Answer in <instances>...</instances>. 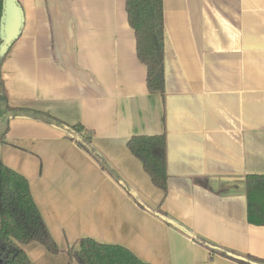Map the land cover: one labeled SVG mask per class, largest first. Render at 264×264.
Returning <instances> with one entry per match:
<instances>
[{
	"label": "crops",
	"instance_id": "obj_1",
	"mask_svg": "<svg viewBox=\"0 0 264 264\" xmlns=\"http://www.w3.org/2000/svg\"><path fill=\"white\" fill-rule=\"evenodd\" d=\"M18 2L23 33L0 63L9 105L83 128L131 193L67 130L12 119L0 162L28 180L60 250L23 246L31 263L78 264L68 250L92 239L146 264H241L161 213L264 260V226L248 221L246 185L264 176V0H163L164 95L147 89L126 0ZM155 135L166 137V194L128 148L135 136Z\"/></svg>",
	"mask_w": 264,
	"mask_h": 264
},
{
	"label": "trees",
	"instance_id": "obj_2",
	"mask_svg": "<svg viewBox=\"0 0 264 264\" xmlns=\"http://www.w3.org/2000/svg\"><path fill=\"white\" fill-rule=\"evenodd\" d=\"M125 8L129 24L135 33L138 59L147 68V89L151 93L164 95L166 77L163 0H126ZM2 9L3 0H0V19ZM17 117H32L67 130L77 144L104 171L121 183L119 176L97 153L91 138L81 134L83 128L68 126L47 113L12 108L0 79V143L5 140L9 132L11 120ZM128 148L142 162L153 184L166 194L169 179L166 137L164 135L135 136L128 142ZM246 185L249 202L248 221L255 226H264V176H248ZM121 186L130 193L127 186L123 183ZM136 201L140 204L137 199ZM161 215L167 222H172L165 218L166 215L162 213ZM0 222V264H32L23 249V246L31 243L41 244L54 255L60 252L37 208L28 180L1 162ZM172 225L211 252L241 264H264V260L256 257L240 256L230 250L217 247L194 236L178 223L172 222ZM68 255L71 262L76 261L78 264H146L123 247L100 244L92 239H82L79 242V250L71 248L68 250Z\"/></svg>",
	"mask_w": 264,
	"mask_h": 264
},
{
	"label": "water",
	"instance_id": "obj_3",
	"mask_svg": "<svg viewBox=\"0 0 264 264\" xmlns=\"http://www.w3.org/2000/svg\"><path fill=\"white\" fill-rule=\"evenodd\" d=\"M24 25L25 15L18 0H3L0 19V60L5 58L12 46L19 40Z\"/></svg>",
	"mask_w": 264,
	"mask_h": 264
}]
</instances>
